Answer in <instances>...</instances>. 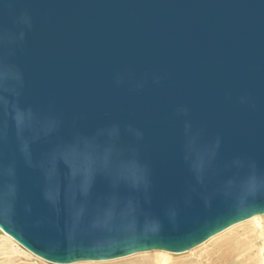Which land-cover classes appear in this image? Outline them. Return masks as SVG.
<instances>
[{"label": "water", "instance_id": "95a60500", "mask_svg": "<svg viewBox=\"0 0 264 264\" xmlns=\"http://www.w3.org/2000/svg\"><path fill=\"white\" fill-rule=\"evenodd\" d=\"M261 214L264 0H0L3 233L71 264Z\"/></svg>", "mask_w": 264, "mask_h": 264}, {"label": "bare ground", "instance_id": "6f19581e", "mask_svg": "<svg viewBox=\"0 0 264 264\" xmlns=\"http://www.w3.org/2000/svg\"><path fill=\"white\" fill-rule=\"evenodd\" d=\"M6 243L43 264H52L26 250L0 229V256L5 254ZM71 264H264V214L237 223L184 253L151 250L114 260Z\"/></svg>", "mask_w": 264, "mask_h": 264}, {"label": "rangeland", "instance_id": "374dc122", "mask_svg": "<svg viewBox=\"0 0 264 264\" xmlns=\"http://www.w3.org/2000/svg\"><path fill=\"white\" fill-rule=\"evenodd\" d=\"M5 245V254H1L0 256V264L7 262L11 264H43L37 258L24 254L15 245H11L10 243H6Z\"/></svg>", "mask_w": 264, "mask_h": 264}]
</instances>
